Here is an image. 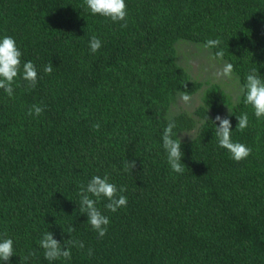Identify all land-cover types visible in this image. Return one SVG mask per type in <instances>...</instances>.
I'll return each mask as SVG.
<instances>
[{
    "label": "trees",
    "instance_id": "16d2710c",
    "mask_svg": "<svg viewBox=\"0 0 264 264\" xmlns=\"http://www.w3.org/2000/svg\"><path fill=\"white\" fill-rule=\"evenodd\" d=\"M0 264H264V0H0Z\"/></svg>",
    "mask_w": 264,
    "mask_h": 264
},
{
    "label": "rangeland",
    "instance_id": "374dc122",
    "mask_svg": "<svg viewBox=\"0 0 264 264\" xmlns=\"http://www.w3.org/2000/svg\"><path fill=\"white\" fill-rule=\"evenodd\" d=\"M206 59H202L201 58H198L197 60H193L191 61L192 63L190 64L191 66H189V68L191 67V71L194 72L196 75H199L200 78H203V79H209L211 81H216L218 80V77H221L222 74L224 73V70L223 68H220V66L218 67L216 65V63L214 64H210V63H207L206 67H207V71H203L201 68H200V63L202 61H204ZM225 78V76H224ZM224 89L232 94V95H235V91L234 89L235 86H234V83L231 85H223ZM181 99V98H180ZM181 102L182 104H185V107L186 108H191L194 104L198 103L199 102V94L198 93H193L191 95H187L186 97L182 98L181 99ZM181 104V105H182Z\"/></svg>",
    "mask_w": 264,
    "mask_h": 264
}]
</instances>
